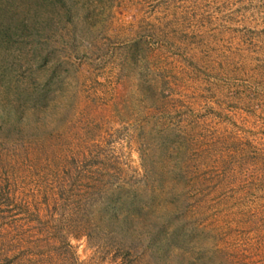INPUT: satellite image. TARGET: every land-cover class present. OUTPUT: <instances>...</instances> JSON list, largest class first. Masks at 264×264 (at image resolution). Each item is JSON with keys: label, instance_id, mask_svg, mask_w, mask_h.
<instances>
[{"label": "rangeland", "instance_id": "374dc122", "mask_svg": "<svg viewBox=\"0 0 264 264\" xmlns=\"http://www.w3.org/2000/svg\"><path fill=\"white\" fill-rule=\"evenodd\" d=\"M0 264H264V0H0Z\"/></svg>", "mask_w": 264, "mask_h": 264}]
</instances>
